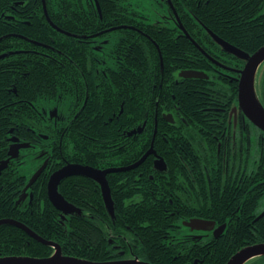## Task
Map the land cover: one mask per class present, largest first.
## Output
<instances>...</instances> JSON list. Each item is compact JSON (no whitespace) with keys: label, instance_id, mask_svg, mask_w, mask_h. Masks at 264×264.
<instances>
[{"label":"flooded vegetation","instance_id":"af4514ba","mask_svg":"<svg viewBox=\"0 0 264 264\" xmlns=\"http://www.w3.org/2000/svg\"><path fill=\"white\" fill-rule=\"evenodd\" d=\"M209 1L195 0V8ZM97 2L98 6L95 0H0V119L4 120L0 122V162L7 160L0 174L24 177L20 191L24 195L31 193L37 179L26 191L25 185L43 163L39 176L48 173V179L67 165L119 169L137 162L152 144L155 153L146 156L142 169L143 162L105 174L114 215L109 223L98 215L96 220L106 233L109 260L146 261L134 251L139 242L133 247L121 233L124 228L133 234L131 228L119 217L116 223L114 206L123 201L118 194L129 191H148L152 200L158 199L169 210L172 221L165 241L177 256H191L195 244L202 248L205 241L221 237L231 218L219 223L179 211H199L209 204L218 207L225 196V208H242L240 201L247 202L252 190V167L264 162V131L239 101L246 60L225 51L196 26V37L202 42L195 39L190 48L187 18L199 20L187 9L186 0L175 4L154 0L152 16L129 0L113 1L110 7V0ZM260 10L263 16L264 5ZM183 71L204 75L184 77ZM254 89L264 109V61L256 70ZM159 125L164 157L153 147ZM141 135L147 146L140 156ZM12 144L25 145L16 157L8 154ZM157 158L163 160L164 168L156 164ZM15 164L20 166L15 169ZM22 165L31 172L24 174ZM68 177L88 179L89 185L80 188L101 194L96 180ZM241 191L240 199L235 194ZM76 200L69 202L80 213L106 208L103 201ZM258 215L254 221L264 216ZM197 219L209 220V228L203 229ZM220 227L222 232L216 236Z\"/></svg>","mask_w":264,"mask_h":264},{"label":"trees","instance_id":"16d2710c","mask_svg":"<svg viewBox=\"0 0 264 264\" xmlns=\"http://www.w3.org/2000/svg\"><path fill=\"white\" fill-rule=\"evenodd\" d=\"M113 1L116 0H110L109 7ZM186 3L187 9L194 13L200 23L220 39L234 47H238L244 53L246 52L250 55L264 45V15L261 16L262 10H260L264 5V0H210L208 3H203L197 8H195V0H186ZM175 9L177 10L176 7ZM194 20L196 19L193 16H189L186 24L190 36L188 38V45L192 49L193 46L191 44L194 42L193 40L201 41L196 37L198 32L195 30L196 25ZM222 48L227 52L229 51L224 47ZM235 55L241 57L238 54ZM140 73H145L143 67H140ZM186 81L192 82L189 79ZM187 104H190V102H187ZM141 111L142 108L140 109V115L142 116ZM3 121L0 119V122ZM162 129L159 125L153 147L161 157H164V142L159 138V133ZM143 137L144 135L140 136V156L147 146L143 144ZM149 137L151 136L148 135V143ZM174 138L175 140L177 139V142L180 140L178 136H174ZM190 145L194 146V143H190ZM1 156L2 154L0 153V158ZM205 164L210 169L209 165ZM146 165L147 162H145V165L143 162L140 169ZM253 166L250 181L252 190L247 202L244 199L240 201L243 203L242 208H225L222 205V203L228 201L225 196L224 199H221V204L218 207H213L209 204V206L199 208V211H179L181 213L188 212L189 214L196 213L204 218H213L219 223L231 218L225 233L221 237L209 242L205 241L202 248H200L201 245L195 244L192 247L191 256L184 257L185 253L177 256V251L173 250L174 247H171L165 241L164 235L169 230L168 226H170L169 223L172 221V215L169 214V210H165L158 203V199L152 200L148 191L121 192L119 196L122 199L126 196H136L139 193L141 201L122 209L114 206L116 223L119 217V219L123 220L125 226L127 225L131 228L133 235L137 238V241L139 240V249L142 256L138 257L151 264H225L236 251L244 246L264 242V216L254 221L264 205V162L258 167L257 165ZM4 174L5 172L0 174V219L10 218L23 223L42 239L59 244L63 255L76 256L92 261H106L110 259L108 256L109 252H107L106 233L103 234L100 228L103 224H95L96 215L101 216L108 223L112 222L106 208L82 210L80 214L72 212L69 213L70 216L65 215L66 218L62 219L65 216L62 217L61 213L58 215L59 211L51 205L47 198V173L44 174L45 177L41 176L45 178L41 193H37V187L36 191L32 192L33 198L31 202H29V199L24 201L28 204L25 205L27 208L23 209L24 202L16 204V201L25 184V178L23 177L22 179L13 174L5 176ZM39 177L31 189L37 185L38 180L41 178ZM71 178H65L58 188V191L61 192L67 201L77 203V198L78 200L86 199L94 204L97 202L102 203V195L99 192H86L80 188L82 185H89L85 182L88 179L76 178L73 181V178ZM204 192L208 194L207 189ZM243 194L241 191L235 195L241 199ZM38 197L47 203L40 216L37 212ZM94 210H98L100 213H94ZM90 215L94 216V220L90 219ZM92 221L94 224H92ZM52 251L53 248L37 241L21 228L10 224L0 225V256L27 255L46 257ZM246 264H264V256L254 258Z\"/></svg>","mask_w":264,"mask_h":264},{"label":"water","instance_id":"95a60500","mask_svg":"<svg viewBox=\"0 0 264 264\" xmlns=\"http://www.w3.org/2000/svg\"><path fill=\"white\" fill-rule=\"evenodd\" d=\"M95 3L98 6L97 0H95ZM217 41L221 43V45L234 53H237L242 58L246 60V65L244 66V69L241 70V77H240V83H239V101L241 105L245 108V111L247 112L248 116L252 120L254 124H256L259 128H261L264 131V109L262 108L260 102L257 99L255 89H254V78L256 70L258 69L259 65L264 61V45L258 48L255 52H253L251 55L247 54L246 52L243 53L242 51L232 47L228 43L223 42L216 36H214ZM202 72L197 71H183L181 73L184 77H202ZM204 75V74H203ZM25 145H15L12 144L10 146V149L8 151V154L10 157H16L18 155V149L19 147H22ZM155 153L151 147L139 158L137 162L134 164L119 168V169H110L106 171H99L95 170L89 167H81V166H73V165H67L64 166L55 172H53L48 179L47 182V197L49 202L61 212L62 217L72 213L77 212L80 213V209L76 208L73 204H71L69 201H67L62 194L58 191V185L61 180L64 178L71 176V175H84L88 178H91L93 180H96L100 187H101V195L103 202L106 204V209L108 214L113 217L114 215V208L113 203L111 199V195L109 192V188L105 179L106 172L111 171H126L128 169L134 168L138 165H140L143 160L146 158L147 155ZM7 164V160L0 162V170L5 168ZM156 164L159 166V168H164V162L161 158L156 159ZM46 163H43L29 178L27 184L25 185L24 190L26 191L37 179V177L40 175V173L45 168ZM27 193H24V195H21L19 199L17 200H23L26 197ZM32 195H30L31 198ZM264 215V210L262 213L258 215L257 218ZM192 222H196L191 220ZM198 224L200 226L203 224V229H208V223L209 220H201L197 219ZM1 224H10L14 225L16 227L21 228L23 231H25L28 235L36 239L37 241L47 245L52 246L55 248V252L49 256L46 257H32L27 255H9V256H0V264H151L146 261H139L134 259H127V260H107V261H92L85 258H80L76 256H69V255H63L61 253L60 245L50 241V240H44L40 236H38L35 232H33L30 228H28L23 223L10 219V218H2L0 219V225ZM188 225L194 227L191 225V223ZM224 227V225L222 226ZM222 227L215 230V234H219L222 232ZM212 228V227H211ZM210 228V229H211ZM218 234L216 236H218ZM264 255V243H258L254 245H248L244 248H241L240 250L236 251L225 264H244L248 260H251L255 257Z\"/></svg>","mask_w":264,"mask_h":264},{"label":"rangeland","instance_id":"374dc122","mask_svg":"<svg viewBox=\"0 0 264 264\" xmlns=\"http://www.w3.org/2000/svg\"><path fill=\"white\" fill-rule=\"evenodd\" d=\"M130 1V3L134 6V8H136V9H138L139 11H141L142 13H144V14H146V15H150V16H152V15H154V13H155V10H154V8H153V5H152V3L154 2V0H129ZM195 23H196V28H199V29H201V30H203V31H205V33H207L211 38H212V40L214 41L215 39H214V37L212 36V34H210L204 27H203V25H200V23H199V21H197V20H195ZM214 35V34H213ZM18 166H20V164H15L14 165V167H15V169L18 167ZM22 170H24L23 171V173L24 174H28V173H30L31 172V170L29 171V169H30V167L29 166H27V165H22L21 167H20ZM22 179H23V177H21ZM44 181H45V178H43V177H41L39 180H38V183H37V185L34 187V188H32L31 189V195H32V198H33V193L36 191V189H37V187H38V191H37V193L39 194V193H41V189H42V187L44 186ZM33 192V193H32ZM118 197H119V199H120V196H119V194H118ZM128 197H133V198H130V199H127ZM136 197H138L139 199H140V201H141V196H126V197H124L123 198V201H122V203H120V201H119V204H118V209H122L123 207L125 208L126 206H128V205H130V204H132L133 202H135V203H139V202H136L137 200L135 199ZM28 200V199H27ZM29 202H31V201H29ZM38 210H37V212H38V215L40 216L41 214H42V212H43V210L45 209V207L47 206V203H45L42 199H40L39 197H38ZM28 203H23V209H26L27 208V206H25V205H27ZM123 206V207H122ZM94 213H100V212H98V210H94ZM26 216V215H25ZM93 222V221H92ZM98 223H101L100 222V220L98 219V220H96V222H95V224H97V225H99ZM92 224H94V222L92 223ZM122 233V235H124L125 237H126V239L127 240H129L130 241V245L131 246H133L134 247V245H133V243H138V241L137 240H135L136 238H135V236L133 235V234H130V233H128V232H126V230L125 229H123V232H121ZM134 251H135V253L137 254V256H142V254H141V251H140V249L139 248H135L134 249Z\"/></svg>","mask_w":264,"mask_h":264},{"label":"bare ground","instance_id":"6f19581e","mask_svg":"<svg viewBox=\"0 0 264 264\" xmlns=\"http://www.w3.org/2000/svg\"><path fill=\"white\" fill-rule=\"evenodd\" d=\"M245 65H246V63H245Z\"/></svg>","mask_w":264,"mask_h":264}]
</instances>
